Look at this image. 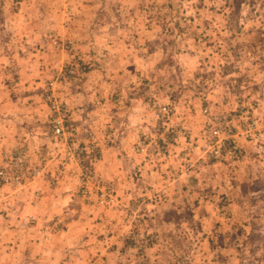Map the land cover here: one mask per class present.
I'll return each mask as SVG.
<instances>
[{
    "label": "rangeland",
    "instance_id": "obj_1",
    "mask_svg": "<svg viewBox=\"0 0 264 264\" xmlns=\"http://www.w3.org/2000/svg\"><path fill=\"white\" fill-rule=\"evenodd\" d=\"M38 18L58 28L40 38ZM2 25L0 53L16 57L0 60V102L36 118L42 107L51 142L44 156L21 145L0 157L26 163L20 183H0V227L35 226L15 202L11 223L2 208L70 172L81 181L74 195L109 212L100 236L81 240L88 252L65 255L78 259L70 264H264V0H0ZM53 102L74 136L54 137ZM163 106L170 115L158 116ZM219 119L236 155L215 161L207 133ZM118 148L153 166L134 193L102 174ZM52 227L45 220L33 231L46 237L29 232L27 243L9 236L8 248L0 240V264H53Z\"/></svg>",
    "mask_w": 264,
    "mask_h": 264
},
{
    "label": "crops",
    "instance_id": "obj_2",
    "mask_svg": "<svg viewBox=\"0 0 264 264\" xmlns=\"http://www.w3.org/2000/svg\"><path fill=\"white\" fill-rule=\"evenodd\" d=\"M1 23L4 25L2 20ZM3 25L0 26V29H3ZM34 25L36 28L35 30H37L36 34H39L40 38L45 39L47 36L46 32L48 33L50 28H58L59 24L54 22V20H50L47 28H43L44 21L38 18L37 23ZM62 39L67 40L71 38L67 37ZM67 41L70 42V40ZM13 42L15 41H12V43ZM15 57V51L1 50L0 60L5 58L10 60L14 59ZM2 88H4V86H2ZM7 88L9 89V87ZM10 89L15 88L10 87ZM26 108L27 107L25 104L24 106H19L18 102H15V100L7 99L3 103L0 102V157L14 152L21 145L27 146L30 156H44L46 148L43 147L44 145H49V142H51L50 134L47 133L48 131L44 130V127H41L44 124L43 118L41 117L45 112L42 110V107H38L36 109L39 111L35 112V115L40 114V118H36V116L30 117L26 113ZM84 121L85 122H81V133L83 134L84 138H87V131H89L87 129L88 123H86L87 117ZM75 127V129L78 131L80 126L76 124ZM124 151L125 149L122 150L121 148L109 151L108 156L112 157L114 162L109 166L104 165V172L102 171V174L104 173L103 175H105L108 179H112V181H114V183L117 184V186L123 191L130 190L132 193H134L135 191L141 189L139 186L142 187V183L144 182L142 181L143 178L140 179L138 177V173L140 172V176L143 175L146 177L145 175H147V178H150L147 172L151 170V167L153 166L152 164L148 163H146L144 166H137L138 162L136 159L141 157H143L142 160L146 159L144 154L137 155L135 153L136 156L134 158L130 151H128L127 154H125ZM149 157L150 158H148L147 161L153 162L154 157L152 155ZM175 161L178 162L177 159ZM119 162H127L128 166L126 165L123 167V165L121 166ZM167 162H174L173 155L170 157L169 161L167 160ZM136 169H138V172ZM71 174L72 173L70 172L67 173L62 179L61 186L59 187L57 185L55 186L56 188L53 186L51 187L50 183L48 184L47 181L41 177L35 183V185L30 186L32 187L31 190H29L30 194L26 192L29 194V198H18L17 200L11 199L9 200V203H6L8 206L5 205L2 209H6L8 213L7 215H10V218H8L7 221H10L11 223L15 217L13 212L10 213L12 209L9 207V205H12L13 202H15L17 205L15 209L21 213L19 215H22L23 213L24 215L22 218H24V220H27V215L32 216L36 219V225L31 228L23 225V228L17 231L13 230L8 223L2 225L0 227V236L2 237H0L1 247L5 246L8 248L9 245L5 244L4 241H7L9 236L11 237L14 234H19L22 236L23 240L21 243H27L25 240L26 238L29 239L32 237L31 233L39 234L41 237H46V235L43 236V234H41L43 231H33L35 230L34 228L39 229L42 223L46 220V223L51 221L53 224L52 229L54 230V233L46 232L48 238L51 237L52 239L49 240L50 243L53 244V249H51V251L54 253L53 258H51L53 264H56V262L57 264H70L77 261L78 259L72 255L70 256L69 261L67 260V257L65 258V255L69 252H76L74 248H78L77 252L80 251L81 254L88 252L91 245L88 244L87 246H83L85 244L81 243V240H83L85 237L94 238L96 235L100 236L99 228L104 227L105 218L109 212L103 207L93 205L88 201H85V199L75 196L74 193L79 191L81 181L79 175ZM130 174L132 175L130 176ZM126 176L127 178H130L129 181L126 180ZM123 191L122 194L124 195ZM50 192L53 193L52 196H49ZM72 194L74 196H72ZM71 222H77L78 224L72 225ZM29 232L31 233L29 234ZM28 243L32 244V241L29 242L28 240ZM35 243L38 245L37 242Z\"/></svg>",
    "mask_w": 264,
    "mask_h": 264
},
{
    "label": "built area",
    "instance_id": "obj_3",
    "mask_svg": "<svg viewBox=\"0 0 264 264\" xmlns=\"http://www.w3.org/2000/svg\"><path fill=\"white\" fill-rule=\"evenodd\" d=\"M52 110L56 114L52 121V133L54 137L56 139L61 138L66 132L71 134L70 137H72V135L74 136L72 129L67 126L68 111L55 102L52 104ZM171 111L169 106H163L158 110V116H168ZM204 112L207 113L208 110ZM207 134L210 136L208 146H206L209 158L216 161L236 155L235 134L229 130L228 121H226V119H219L217 125L210 126ZM92 157L94 160L97 159L95 154H93ZM25 165L26 163H23L20 155L13 156L12 158L0 162V183L2 185L20 183L22 178L26 177V175L23 174ZM38 173L39 169H35L30 176H34Z\"/></svg>",
    "mask_w": 264,
    "mask_h": 264
}]
</instances>
